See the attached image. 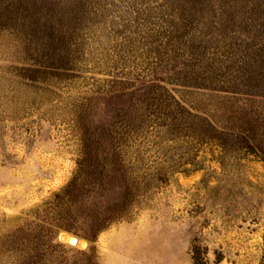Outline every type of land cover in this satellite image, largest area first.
Here are the masks:
<instances>
[{"label":"rangeland","instance_id":"rangeland-1","mask_svg":"<svg viewBox=\"0 0 264 264\" xmlns=\"http://www.w3.org/2000/svg\"><path fill=\"white\" fill-rule=\"evenodd\" d=\"M45 2L0 16V264H264V129L183 68L194 40L200 72L253 53L236 82L264 96V0Z\"/></svg>","mask_w":264,"mask_h":264},{"label":"trees","instance_id":"trees-1","mask_svg":"<svg viewBox=\"0 0 264 264\" xmlns=\"http://www.w3.org/2000/svg\"><path fill=\"white\" fill-rule=\"evenodd\" d=\"M57 3L58 2H63V0H55ZM186 3H190L191 7L196 8V5L201 4L202 0H185ZM51 3V2H50ZM24 4H35L34 7L37 4H42L45 5L47 4L45 2V0H0V16L1 14H3L6 10H11L13 12V14L11 16H17V12L19 11V9H21V6L24 7ZM61 4V3H60ZM201 6V5H200ZM30 7V6H28ZM201 8H204L201 6ZM69 12L64 13H56L54 15V19L58 16V18H69ZM74 13L77 12H72V14L70 13V16H72V18H74L75 20H77V17L75 16ZM230 15V14H229ZM10 16V15H9ZM239 18V14L235 11H232L231 15L227 17L226 22H231L234 19ZM183 21H185L187 26H191V28L194 26L192 24V19L190 17H188L187 15H183V18H181ZM232 25V24H231ZM221 26V24H220ZM217 27V26H216ZM233 27V26H231ZM230 24L229 26L226 27L227 30L230 31ZM213 37V36H212ZM214 38V37H213ZM197 40H194V42L192 43V46L194 47L193 50H202L198 53L193 52V54H197V55H192V57L194 58H190L188 59V61H184L183 62V68L186 70L185 74H187V77H191L192 79H199L200 77L203 78L205 80V83L203 85L202 90L205 92H208L210 94L211 97H213L214 99H220L219 101H223L222 104H226V109L228 107V111H229V115L228 117L230 118V120L232 121V125L230 127V129H233L234 131H237L239 126L242 122L245 123V127H243L244 129H242L243 131L246 130L248 131V129L253 128L254 129L257 127L258 128H262L264 129V126L261 125V122L263 121L264 124V96L263 93H259V90L256 93H243L241 91H239L241 87L238 86V83L236 82L237 80H239L241 78V67H243L242 65L237 67L238 63H246L247 62V58L248 59H253V60H257L256 55L255 54H250L249 57H246L245 55H238L237 53L239 51V49H234L232 52L228 53L227 55L224 56V60H229L231 58L234 57L233 61H231V65H222L223 63V55L219 54L216 55L214 57H212V62L208 63V66L205 67V69H203V72L198 71V65H200L204 59L206 58V56H203V54H206V49L207 47L210 48V45H212L213 43H210L211 41H204L201 40L200 44L198 47L196 46L195 42ZM204 42V43H202ZM205 43L208 45H205ZM236 44V42H234V45ZM186 45V44H185ZM185 54V50L184 51H177V55H181L184 56ZM212 53H210L211 55ZM215 54V53H213ZM215 58H219L220 59V63H216L213 64V61ZM17 67H22V69H26V65H17ZM231 69V70H230ZM180 72H175V73H168L166 75V78L171 79L173 76L179 75ZM246 75V73H244ZM257 77V75H256ZM197 79V80H198ZM258 79V77H257ZM174 80V79H173ZM261 80L264 81V75L261 76ZM259 82H257V86H258ZM200 87V86H199ZM250 91V90H249ZM163 100L165 101V104L170 103L166 98H163ZM260 100V101H259ZM179 105H183V100L180 99ZM251 103H255L254 106H251ZM257 103L260 105V103L263 104V108L260 107H256ZM172 104V103H170ZM185 105V104H184ZM187 108L188 106L185 105ZM189 109V108H188ZM190 111V110H189ZM174 117H176V115H174ZM222 117H224V114L222 115ZM180 118V116L178 117ZM181 119L183 120L184 118L181 117ZM211 123L214 125V127L217 130H221L219 127H217L212 121ZM123 133H119L116 139L118 142H127L128 139H126L124 137V135H122ZM69 196V191H63L62 193H59L56 195L54 201H52L50 204H52V212L54 214V218L57 220V230L56 232L58 233V231L62 228L64 229V202L66 200V197ZM98 234V230H96L93 233V238H95ZM56 246L60 248V250H72L68 247H66L65 245H63L60 242H56Z\"/></svg>","mask_w":264,"mask_h":264},{"label":"water","instance_id":"water-1","mask_svg":"<svg viewBox=\"0 0 264 264\" xmlns=\"http://www.w3.org/2000/svg\"><path fill=\"white\" fill-rule=\"evenodd\" d=\"M78 237L77 236H75V235H71L70 237H69V239H68V241H69V243H71V244H76L77 243V241H78Z\"/></svg>","mask_w":264,"mask_h":264},{"label":"bare ground","instance_id":"bare-ground-1","mask_svg":"<svg viewBox=\"0 0 264 264\" xmlns=\"http://www.w3.org/2000/svg\"><path fill=\"white\" fill-rule=\"evenodd\" d=\"M79 242V239H78V241H77V243Z\"/></svg>","mask_w":264,"mask_h":264}]
</instances>
